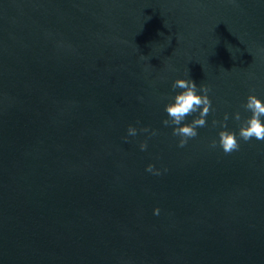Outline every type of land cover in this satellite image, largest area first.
I'll return each instance as SVG.
<instances>
[{
	"label": "water",
	"instance_id": "water-1",
	"mask_svg": "<svg viewBox=\"0 0 264 264\" xmlns=\"http://www.w3.org/2000/svg\"><path fill=\"white\" fill-rule=\"evenodd\" d=\"M177 79L214 109L183 148L162 123ZM249 95L264 0H0V264H264ZM225 113L230 154L211 147Z\"/></svg>",
	"mask_w": 264,
	"mask_h": 264
},
{
	"label": "clouds",
	"instance_id": "clouds-1",
	"mask_svg": "<svg viewBox=\"0 0 264 264\" xmlns=\"http://www.w3.org/2000/svg\"><path fill=\"white\" fill-rule=\"evenodd\" d=\"M177 88L182 91L177 94L173 99L174 102H170L165 105V112L168 119L162 121L166 127H172V135L179 137L178 147L183 148L189 139L195 138L198 135V128H204L207 126L206 117L209 115L212 109V102L209 99L208 93L210 88L206 85H200L199 87L191 79H177L172 84V89L175 91ZM202 93L198 95L197 93ZM246 111L251 112L250 118L244 120L239 128V138L245 142L255 138L256 140L264 141V123L261 118L264 117V103L261 102L255 95H249L247 97V103L243 105ZM198 113V116L194 118L191 123H184L186 117ZM229 116L225 113L223 121L213 120V127L219 125L223 131L218 133L219 140H213L211 147H221L225 154H230L233 151L239 150V143L237 141V133L228 131L227 121ZM236 121H241L240 113L237 112L234 115ZM183 125V126H181ZM140 132H149V128H141ZM129 136H136L137 129L129 126L127 129ZM155 131L151 132V135H156ZM140 150L145 151L148 147L147 142L140 144ZM146 171L154 175H160V172L155 170L154 165L149 164ZM166 171V170H165ZM160 209H154V215H159Z\"/></svg>",
	"mask_w": 264,
	"mask_h": 264
}]
</instances>
